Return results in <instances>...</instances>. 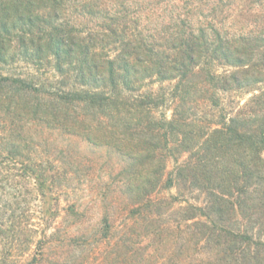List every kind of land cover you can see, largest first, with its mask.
Here are the masks:
<instances>
[{
    "label": "trees",
    "instance_id": "trees-1",
    "mask_svg": "<svg viewBox=\"0 0 264 264\" xmlns=\"http://www.w3.org/2000/svg\"><path fill=\"white\" fill-rule=\"evenodd\" d=\"M260 84L264 0H0V236L22 231L12 171L90 180L80 139L119 159L141 264H264Z\"/></svg>",
    "mask_w": 264,
    "mask_h": 264
},
{
    "label": "rangeland",
    "instance_id": "rangeland-1",
    "mask_svg": "<svg viewBox=\"0 0 264 264\" xmlns=\"http://www.w3.org/2000/svg\"><path fill=\"white\" fill-rule=\"evenodd\" d=\"M171 85L164 83L165 88ZM256 88L264 90V84ZM257 93H227L222 102L229 112ZM70 147L78 152L90 180L56 182L39 190L28 171H12L16 190H7L18 193L12 208L22 231L0 236V264H141L140 247L150 240L144 236L143 216L132 210L135 204L113 179L119 159L80 139L71 141ZM165 193L171 196L175 190ZM5 217L0 216V222Z\"/></svg>",
    "mask_w": 264,
    "mask_h": 264
}]
</instances>
